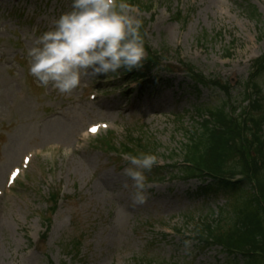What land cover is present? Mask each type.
Instances as JSON below:
<instances>
[{
    "label": "rangeland",
    "instance_id": "rangeland-1",
    "mask_svg": "<svg viewBox=\"0 0 264 264\" xmlns=\"http://www.w3.org/2000/svg\"><path fill=\"white\" fill-rule=\"evenodd\" d=\"M129 5L143 21L146 47L162 55L160 69L142 81L122 70L87 75L64 95L38 84L27 53L71 11L72 0H0V264L232 263L218 247L203 248L193 233L201 219L219 215L231 191L210 193L163 167L146 173L153 180L147 181L148 200L135 204L131 187H124L132 181L122 175L128 161L97 139L106 134L117 149L129 136L140 139L155 146L154 167L164 158L169 163L197 111L228 100L211 83L195 85L180 61L207 81L229 83V103L239 102L253 59L264 53V0ZM256 82L264 94V72ZM98 123L107 128L90 134L88 127ZM24 156L30 157L26 167ZM13 167L21 172L7 185ZM55 191L59 202L49 215L48 192ZM47 217L51 226L42 239ZM185 240L192 242L188 249Z\"/></svg>",
    "mask_w": 264,
    "mask_h": 264
},
{
    "label": "trees",
    "instance_id": "trees-1",
    "mask_svg": "<svg viewBox=\"0 0 264 264\" xmlns=\"http://www.w3.org/2000/svg\"><path fill=\"white\" fill-rule=\"evenodd\" d=\"M255 11L250 8L253 16ZM141 34L143 36L142 29ZM147 54L145 69L159 64L156 52L148 49ZM183 68L195 85L208 88L211 83L228 97L217 106L197 111L201 121H195L193 128L186 131L180 153L169 157L171 163L168 166L175 175L184 180H199L203 185L201 189H210V193L217 189L232 193L228 204L218 207L219 215L216 213L215 218L211 215L210 220L205 217L199 226L195 225L197 241L202 247L218 245L227 250L231 264H264V94L256 82L259 74L264 72V53L252 62V72L242 82L241 99L237 103H229V83L207 81L190 63H183ZM142 74L136 73L134 78ZM101 140L105 149L123 154H154L155 150V146L142 144L140 139L130 136L119 149L113 145L110 136ZM178 158L181 159L180 167L175 165ZM236 176L239 180L233 181ZM50 197L54 202L50 207L51 214L56 208L57 192H52ZM44 222L48 229L49 217ZM75 244V248L78 247L77 241Z\"/></svg>",
    "mask_w": 264,
    "mask_h": 264
},
{
    "label": "clouds",
    "instance_id": "clouds-1",
    "mask_svg": "<svg viewBox=\"0 0 264 264\" xmlns=\"http://www.w3.org/2000/svg\"><path fill=\"white\" fill-rule=\"evenodd\" d=\"M126 0H72L71 11L54 20V27L43 32L28 50L30 74L39 85L52 86L69 95L84 76L98 77L131 72L143 67L146 50L141 34L143 21L132 15ZM128 167L122 175L132 181V200H148V176L158 164L153 153L126 154ZM190 240L184 241L188 249Z\"/></svg>",
    "mask_w": 264,
    "mask_h": 264
}]
</instances>
